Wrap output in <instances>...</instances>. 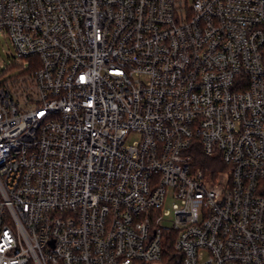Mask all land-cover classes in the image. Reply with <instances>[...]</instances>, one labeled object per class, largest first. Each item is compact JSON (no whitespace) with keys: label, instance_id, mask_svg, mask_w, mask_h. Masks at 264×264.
Segmentation results:
<instances>
[{"label":"built area","instance_id":"1","mask_svg":"<svg viewBox=\"0 0 264 264\" xmlns=\"http://www.w3.org/2000/svg\"><path fill=\"white\" fill-rule=\"evenodd\" d=\"M0 33V264H151L171 237L264 264V0H0Z\"/></svg>","mask_w":264,"mask_h":264},{"label":"trees","instance_id":"2","mask_svg":"<svg viewBox=\"0 0 264 264\" xmlns=\"http://www.w3.org/2000/svg\"><path fill=\"white\" fill-rule=\"evenodd\" d=\"M264 59V46L262 48ZM190 157V164L193 170H200L202 172H216L224 170L226 166L219 160L217 156H207L202 151L199 142L195 141L187 150ZM264 187V182H263ZM264 193V190H263ZM164 249L161 259L156 264H182V256L173 248V237L164 242ZM141 264V263H134ZM153 264V263H151Z\"/></svg>","mask_w":264,"mask_h":264},{"label":"rangeland","instance_id":"3","mask_svg":"<svg viewBox=\"0 0 264 264\" xmlns=\"http://www.w3.org/2000/svg\"><path fill=\"white\" fill-rule=\"evenodd\" d=\"M12 55H15V51L11 46L9 39L0 33V73L3 76H8V72H10V58ZM132 140H136L135 137H130L128 142L130 143ZM172 198L168 197L165 201V210H169L171 212L172 206ZM172 213L167 215L166 219H171ZM156 264V263H153Z\"/></svg>","mask_w":264,"mask_h":264}]
</instances>
